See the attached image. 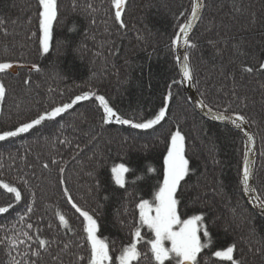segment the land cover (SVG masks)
<instances>
[{
  "label": "snow or ice",
  "instance_id": "obj_1",
  "mask_svg": "<svg viewBox=\"0 0 264 264\" xmlns=\"http://www.w3.org/2000/svg\"><path fill=\"white\" fill-rule=\"evenodd\" d=\"M36 3L38 27L37 31L31 33L30 38H35L38 56L47 57L52 49L53 26L61 23L64 16L60 0H36ZM106 3L107 6L104 0L99 5L95 0H84L83 3L81 0H73L71 9L75 15L83 17L89 28H94L98 17L103 14L101 22L105 24L104 31L109 36L113 30L117 35L126 34L129 29L126 17L131 7L129 0H106ZM154 6L152 0L144 5L145 8ZM222 7L217 6L215 0H190L187 7L181 6V9L173 13V32L169 37L168 49L185 50L175 58L179 79L172 78L171 83L166 86L160 107L149 118H129L121 113L94 83V73L82 84H74L75 89H80L78 92L73 87L59 90L49 86L48 101L42 107H37L34 113L29 107V115L20 118L22 102H17L16 90L6 82L7 77L17 69L27 68L29 75L20 83L21 91L30 94L41 88V84L34 80L31 73L45 76V69L36 62L21 63L23 55L17 57L13 50L5 46V54L0 56V116L7 115L12 120L11 111L5 113L4 110L10 96L13 99L12 107L18 111L16 121L7 129L0 130V142L13 143L29 135L42 134L44 129L55 126H58L60 135H63L66 127L71 128L74 133L71 138L57 137L58 145L63 146L66 152L59 147H53L43 159L37 154L34 169L38 167L39 174L34 170L32 179L24 176L16 177L15 182L0 179V190L10 194L7 202L0 206V215L4 219H12L13 213L18 216L11 227L0 225V255L5 257L6 264H64L65 255L70 257L69 264H143L144 261L148 264H264V186L259 189L253 186V182L258 179L254 158L258 151L257 137L261 145L258 154L264 157V59L247 50L245 36L242 35L258 31L264 39V2L261 10L257 12L253 5H245L243 0H233L228 13L223 16L213 14L214 8L219 10ZM145 20L146 17H141V23L147 30ZM200 25H203L200 36L211 50V65L209 71L203 74L199 64L208 63L203 55L199 57L198 63H193V56L202 53L204 47L194 35ZM69 31L72 35L82 33L85 39L96 40L94 34L89 37L76 23ZM8 34L6 28L0 33L5 37ZM137 38L144 39L140 35ZM71 44L72 41L61 39L57 52L66 50ZM83 47L81 41L79 46H74V50L82 52ZM225 52L230 53L227 63L224 60ZM217 60L219 64L216 63ZM229 66H232L231 70ZM74 71V67L69 69V74ZM53 78L64 80L67 76L58 71ZM254 82L256 86L249 89L247 86ZM185 84L195 87L199 93V100L193 104L194 113L198 109L208 120L230 125L227 130H236V134L242 138L240 160L237 162V188L247 205L259 210V224L255 212L248 211L239 200L235 204L232 200H227L232 219L225 226V230L234 224L241 232L238 240L226 245L214 243L209 218L205 212L187 216L182 212V197L194 170L188 155L187 134L180 122L169 123V117L176 101V90ZM66 92L71 93L67 100L61 99L57 102L53 98L54 94L64 97ZM256 93L260 96L259 113L255 111ZM184 102H189L187 97ZM40 103L39 100L36 101L37 105ZM89 105L97 117L94 123H90L84 113L77 117L80 119L79 125L75 122L67 125L60 122L66 116H75L78 106L87 108ZM84 124H87V128L81 126ZM165 125L168 127L164 135L155 137L164 148L152 198L149 200L141 197L135 202L131 226L120 216L118 209L120 230L127 229L128 235L118 241L110 240L103 235L105 229L101 219L103 213L100 210L105 207L103 201H109L115 195V189H105L101 179L102 170L106 167L105 161L108 159L106 153H111L113 141L111 138L105 140L104 133L113 131L112 126H119L115 130L119 134L117 154L121 162L111 165L110 182L118 189L128 192L126 177L129 173L135 175L141 162L130 160L126 164L123 161L129 159V153L135 148L137 139L153 137L165 129ZM253 128L257 131L253 132ZM123 129L132 131L123 135ZM156 146V143H144L138 151H149ZM216 150L217 147L212 142L209 153L213 164L221 165L222 161L213 154ZM89 152L91 155H88ZM30 154V150L26 149L25 161ZM66 154L68 159L64 158ZM84 156L92 164L87 172L92 183L84 195L77 197L70 187V177L67 174L71 171L70 165L73 162L81 163ZM10 158L14 159L11 154ZM261 168H264V164ZM145 171L156 173L157 169L147 167ZM42 179L54 181L53 187L57 189L60 198L80 221L78 239H61V229L65 230V236L71 233L75 237L77 233L72 229L69 219L60 211L55 214V228L49 223L47 231L30 222L37 211L39 189V184L32 181ZM139 179L142 177L137 176L131 183L135 185ZM213 193L221 194L215 187ZM128 195L132 196L133 193L128 192ZM90 199L95 200L94 205L89 204ZM201 199L197 195L196 201ZM127 213L128 209L124 208V215Z\"/></svg>",
  "mask_w": 264,
  "mask_h": 264
},
{
  "label": "trees",
  "instance_id": "obj_2",
  "mask_svg": "<svg viewBox=\"0 0 264 264\" xmlns=\"http://www.w3.org/2000/svg\"><path fill=\"white\" fill-rule=\"evenodd\" d=\"M73 0H60L61 10L64 19L59 24L53 26V42L52 49L47 57H39L37 54V43L35 38H30L31 33L37 31L38 22L36 19V0H0V33L7 30L8 36L0 35V56L5 54V46L13 50L15 56L23 55L24 59L21 63L36 62L45 69V76H37L31 73L34 80H38L41 88L28 94L21 91V80L29 75L28 69H17L12 72L6 82L10 87L16 90L17 102H22L20 118L29 115L27 109L32 108L33 113L37 107H42L48 101L47 88L49 86L64 90L69 87L74 88V84H82L90 76L95 74L94 83L100 88V91L105 94L121 113L129 118H149L158 110L161 105L162 96L166 91V86L171 83L173 77L179 79L178 67L176 64L175 51H169V37L173 32L172 16L181 6L187 7L190 0H152L155 5L152 8H145L144 5L148 0H129L131 7L127 13V22L129 29L126 34L117 35L113 30L111 36L105 31V24L102 23L103 14L97 19V25L94 28H89L87 22L81 16H77L72 12L71 5ZM84 0H81L83 3ZM99 5L102 0H95ZM107 6L106 0H104ZM233 0H215L217 6L222 5V9H213V14L223 16L230 11V6ZM239 2V0H238ZM264 0H243L245 5L251 4L255 10H261V4ZM141 17H146L145 23L147 30L141 23ZM31 21V23H29ZM78 24L83 32L88 33L89 37L95 35L96 40L91 38L85 39L83 34L72 35L69 31L71 26ZM135 25V27H133ZM203 31V25H200L194 35L200 39L203 47L202 53H196L193 56V63L199 62V57L203 55L208 63L199 64L201 74L209 71L211 65V50L204 44V38L200 36ZM235 31V29H233ZM138 35L144 39H138ZM245 36L246 47L250 53L264 59V39L261 38L258 31L242 34ZM239 39V36L237 37ZM61 39L70 40L72 44L65 49L57 52V45ZM83 42L82 52H76L74 46H79ZM99 53V55H96ZM229 52H225L224 60L227 63ZM219 64V60L216 61ZM75 68V71L69 74V69ZM232 66H229L231 70ZM65 73L67 78L61 80L53 78L57 72ZM19 73V75H17ZM245 84L247 82L245 81ZM255 82L247 87L250 89L255 87ZM75 92L80 89H75ZM176 95V101L170 110L169 123L173 121L180 122L184 131L187 134L188 140V155L191 161V167L194 174L190 177L189 184L186 185L184 195L182 197L183 206L182 212L187 215L198 214L203 211L209 218V225L213 235V241L218 245H226L236 241L240 237L241 229L234 224L225 230V226L231 221V214L227 207V200H232L233 204L237 200L240 201L248 211H252L247 205L245 199L241 198L240 191L237 188V162L240 160V149L242 148V138L236 132H229L228 127L210 123L201 116L193 112V108L188 103L184 102L185 95L182 88H179ZM39 93V95L37 94ZM198 93V92H197ZM199 94V93H198ZM249 94H252L251 92ZM71 93L65 94L64 97L53 95V98L59 102L61 99L67 100ZM257 106L255 111L260 112V96L255 94ZM39 100L41 103L36 104ZM13 99L10 96L4 106L5 113L11 111L12 120L7 118V115L0 116V130L7 129L17 119V109L12 107ZM80 113H84L90 123H94L97 119L95 111L91 105L87 108L79 107L75 116H66L61 123L70 124L75 122L80 124ZM259 118V116L257 117ZM82 119V118H81ZM87 128V124L81 125ZM113 131L105 132V140L111 138L112 151L105 161V169L102 170L101 179L104 181L105 189H115V195H112L109 201H103L105 207L100 211L103 213L101 219L104 221L103 235L110 240H119L128 235V230H120V216L124 221L131 226L133 213L135 210V202L141 197L151 199L152 193L157 184L162 160L160 159L164 145L159 144L155 140L156 136L162 137L167 130L165 129L156 133L153 137H145L137 139L135 148L130 151L129 159L125 160L126 164L130 160L141 162L140 168H137L136 174L129 173L126 177L128 181V192L133 193L128 195L123 189H118L114 183L110 182V167L115 163H120L117 150L119 148V134L115 129L119 126H112ZM98 130V129H97ZM132 130L123 129L122 134L128 135ZM253 132L257 129L253 128ZM205 132L207 135H205ZM74 135L71 128L66 127L63 135H60L58 126L44 129L36 135H29L23 140L17 139L13 143L0 142V179L15 182L16 177L24 176L32 179V172L35 170L39 174V168L36 165L37 154L43 159L52 150L53 147H59L61 151L66 149L58 145L57 137L63 139L64 136L71 138ZM78 135V134H75ZM234 141V142H233ZM212 142L215 143L217 150L213 153L216 159L222 161L221 165H214L209 149L212 147ZM144 143H156L157 146L149 151H138ZM104 148V143L101 144ZM261 148L259 137H257V152ZM30 150L25 161V151ZM10 154L11 157L10 158ZM91 155V152L88 153ZM68 159V155L64 156ZM264 157L257 156L256 168L258 169V179L255 180V187L258 189L264 186ZM92 164L84 156L81 163L70 165L71 171L67 174L70 177V187L74 194L79 197L84 195L88 186L92 183L87 172L91 169ZM147 167L157 169L156 173L146 172ZM25 174H27L25 176ZM54 175V174H53ZM142 177L133 185L131 182L136 177ZM34 184H39L37 190V211L30 222L38 224L41 228L47 231V225L51 223L55 228L56 212L60 211L69 219L72 229L77 233L73 237L71 233L66 236L61 229V239L70 241L78 239L80 221L69 210V206L60 198V195L55 187L54 181L48 179L33 180ZM222 185V187H221ZM221 194L214 195L213 188ZM107 195L108 192H105ZM10 194L0 190V206L7 202ZM197 195L202 199L196 201ZM193 201H196L195 203ZM90 205L95 204V200H89ZM124 208L128 209L127 215H124ZM120 211V216L117 215V210ZM253 212V211H252ZM257 215V214H256ZM222 217V219H219ZM257 223L259 224V216L257 215ZM18 216L13 213L12 219H4L0 215V225L11 227L15 223ZM42 218V222H41ZM213 221H215L213 223ZM146 232V230H145ZM118 246V245H117ZM207 251V250H206ZM208 259L207 256L204 257ZM69 255L64 256V264H69ZM0 264H6V259L0 255ZM143 264H148L144 261Z\"/></svg>",
  "mask_w": 264,
  "mask_h": 264
},
{
  "label": "water",
  "instance_id": "obj_3",
  "mask_svg": "<svg viewBox=\"0 0 264 264\" xmlns=\"http://www.w3.org/2000/svg\"><path fill=\"white\" fill-rule=\"evenodd\" d=\"M185 50L183 48L179 49V50H176L175 51V55H181ZM177 67H178V64H177ZM182 91L185 95V97L188 98V101H189V104L191 105V107L193 108V104L199 100V94L197 93V90L195 87H192V86H188L187 84L183 85L182 87ZM196 113L201 116L203 119H205L206 121L210 122V123H213V124H217V125H220V126H225V127H228L230 128L231 126L230 125H223V124H220L219 122H213V121H210L208 120L206 117L203 116V114L199 113V110L197 109L196 110ZM234 132H236V130H232ZM256 162H257V155L254 157ZM253 186L255 187V181L253 182ZM246 201V200H245ZM249 206V205H248ZM250 207V206H249ZM250 209L255 212L258 216H259V210L258 209H252L250 207Z\"/></svg>",
  "mask_w": 264,
  "mask_h": 264
},
{
  "label": "rangeland",
  "instance_id": "obj_4",
  "mask_svg": "<svg viewBox=\"0 0 264 264\" xmlns=\"http://www.w3.org/2000/svg\"><path fill=\"white\" fill-rule=\"evenodd\" d=\"M257 156H258V152H257Z\"/></svg>",
  "mask_w": 264,
  "mask_h": 264
},
{
  "label": "bare ground",
  "instance_id": "obj_5",
  "mask_svg": "<svg viewBox=\"0 0 264 264\" xmlns=\"http://www.w3.org/2000/svg\"><path fill=\"white\" fill-rule=\"evenodd\" d=\"M196 113V112H195ZM197 114V113H196Z\"/></svg>",
  "mask_w": 264,
  "mask_h": 264
}]
</instances>
